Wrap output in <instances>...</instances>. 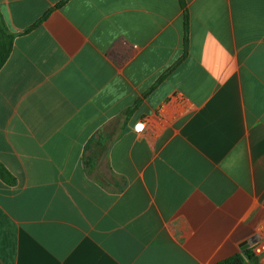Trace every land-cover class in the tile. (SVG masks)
<instances>
[{"label": "crops", "instance_id": "1", "mask_svg": "<svg viewBox=\"0 0 264 264\" xmlns=\"http://www.w3.org/2000/svg\"><path fill=\"white\" fill-rule=\"evenodd\" d=\"M0 20V264H215L259 240L264 0H0Z\"/></svg>", "mask_w": 264, "mask_h": 264}, {"label": "trees", "instance_id": "2", "mask_svg": "<svg viewBox=\"0 0 264 264\" xmlns=\"http://www.w3.org/2000/svg\"><path fill=\"white\" fill-rule=\"evenodd\" d=\"M1 25L2 22L0 20V68L8 59L13 43V38L4 33ZM0 177L9 184L14 183L15 181L12 175L3 166H0ZM258 261V256L251 249H249L243 254H236L215 264H259Z\"/></svg>", "mask_w": 264, "mask_h": 264}, {"label": "built area", "instance_id": "3", "mask_svg": "<svg viewBox=\"0 0 264 264\" xmlns=\"http://www.w3.org/2000/svg\"><path fill=\"white\" fill-rule=\"evenodd\" d=\"M143 128H144L143 124L137 126V129L140 131ZM251 249L257 256L261 258V260L264 261V233L260 234L259 240L253 243V245L251 246Z\"/></svg>", "mask_w": 264, "mask_h": 264}, {"label": "water", "instance_id": "4", "mask_svg": "<svg viewBox=\"0 0 264 264\" xmlns=\"http://www.w3.org/2000/svg\"><path fill=\"white\" fill-rule=\"evenodd\" d=\"M245 246H246V245H245ZM245 246H244V248H243L244 250L247 248V246H246V247H245Z\"/></svg>", "mask_w": 264, "mask_h": 264}]
</instances>
